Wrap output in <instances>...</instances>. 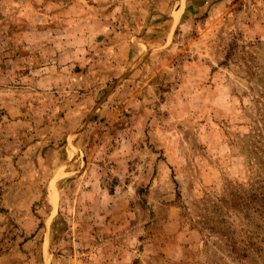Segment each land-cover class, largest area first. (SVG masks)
Returning a JSON list of instances; mask_svg holds the SVG:
<instances>
[{"label": "rangeland", "instance_id": "obj_1", "mask_svg": "<svg viewBox=\"0 0 264 264\" xmlns=\"http://www.w3.org/2000/svg\"><path fill=\"white\" fill-rule=\"evenodd\" d=\"M0 264H264V0H0Z\"/></svg>", "mask_w": 264, "mask_h": 264}]
</instances>
